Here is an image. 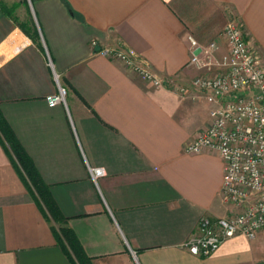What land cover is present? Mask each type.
Instances as JSON below:
<instances>
[{
  "label": "crops",
  "instance_id": "0c3cea01",
  "mask_svg": "<svg viewBox=\"0 0 264 264\" xmlns=\"http://www.w3.org/2000/svg\"><path fill=\"white\" fill-rule=\"evenodd\" d=\"M8 8L0 0V113L60 220L36 204L0 136V264H77L60 227L91 264H264V230L206 257L183 247L203 216L237 210L222 199L218 153L184 149L212 108L190 86L199 72L188 36L198 48L215 42L220 56L234 18L264 59V0H23L19 18ZM104 47L140 56L188 92L154 86ZM60 87L64 102L50 104Z\"/></svg>",
  "mask_w": 264,
  "mask_h": 264
},
{
  "label": "built area",
  "instance_id": "2783aa9c",
  "mask_svg": "<svg viewBox=\"0 0 264 264\" xmlns=\"http://www.w3.org/2000/svg\"><path fill=\"white\" fill-rule=\"evenodd\" d=\"M30 1V0H28ZM227 43L224 54L217 56L215 42L205 48L188 36L192 54L188 64L198 70L191 88L205 93L212 104L210 125L187 143L188 153L212 150L222 161L221 195L237 210L225 217L203 216L196 233L183 244L199 257L214 253L227 239L254 238L264 230V59L250 47L241 22L229 18L221 32ZM95 45V41H92ZM199 49L198 53L194 51ZM102 56L120 60L138 76L156 87L184 95L189 88L165 79L152 71L138 55L120 48L104 47ZM64 88L49 99L50 104L64 102ZM94 182L104 175L102 168H90Z\"/></svg>",
  "mask_w": 264,
  "mask_h": 264
},
{
  "label": "trees",
  "instance_id": "16d2710c",
  "mask_svg": "<svg viewBox=\"0 0 264 264\" xmlns=\"http://www.w3.org/2000/svg\"><path fill=\"white\" fill-rule=\"evenodd\" d=\"M0 136L1 139L7 144L6 151L13 160L14 165H19L22 168L24 172V175H22V173L20 174L22 181L32 193L36 204L41 208L44 214L48 213L55 222H58L60 217L54 202L49 197L47 189L35 170L32 161L15 138L13 132L9 129V126L4 121L1 113ZM59 234L60 238L63 240L62 245L71 260L77 264H91L90 259L86 256L78 239L69 228L60 227Z\"/></svg>",
  "mask_w": 264,
  "mask_h": 264
},
{
  "label": "rangeland",
  "instance_id": "374dc122",
  "mask_svg": "<svg viewBox=\"0 0 264 264\" xmlns=\"http://www.w3.org/2000/svg\"><path fill=\"white\" fill-rule=\"evenodd\" d=\"M6 1V5L9 7L7 10L9 11V13L11 14V16L13 18H19V10H18V4L20 1H23V0H5ZM24 1H27L28 3L31 2L28 1V0H24ZM112 48H115V47H112Z\"/></svg>",
  "mask_w": 264,
  "mask_h": 264
}]
</instances>
